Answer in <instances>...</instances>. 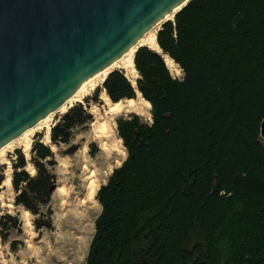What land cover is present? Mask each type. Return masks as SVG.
<instances>
[{"label":"trees","instance_id":"trees-1","mask_svg":"<svg viewBox=\"0 0 264 264\" xmlns=\"http://www.w3.org/2000/svg\"><path fill=\"white\" fill-rule=\"evenodd\" d=\"M173 18L156 41L181 78L161 53L139 46L136 85L116 69L103 82L112 102L139 92L152 121L131 114L116 122L127 157L98 191L89 264H264V0H190ZM89 117L73 105L53 139L68 142ZM33 149L34 176L22 157L14 165L15 203L44 217L36 229H50L42 208L55 162L48 146ZM194 235L200 240L188 248Z\"/></svg>","mask_w":264,"mask_h":264},{"label":"water","instance_id":"water-1","mask_svg":"<svg viewBox=\"0 0 264 264\" xmlns=\"http://www.w3.org/2000/svg\"><path fill=\"white\" fill-rule=\"evenodd\" d=\"M189 1L0 0V148Z\"/></svg>","mask_w":264,"mask_h":264},{"label":"rangeland","instance_id":"rangeland-1","mask_svg":"<svg viewBox=\"0 0 264 264\" xmlns=\"http://www.w3.org/2000/svg\"><path fill=\"white\" fill-rule=\"evenodd\" d=\"M156 27L159 30L161 24ZM174 64L175 66L167 67L173 77L181 78L183 71L176 62ZM115 69L122 71L127 78L130 76L128 79L130 82L133 79L135 84L131 83L136 85V80L140 77L137 70L135 78L120 67ZM106 95L108 97L102 83L101 86L85 94L81 101L73 102V105L81 104L90 117L71 129L68 142L54 140L52 127L62 121L70 108L63 113L55 112L51 116L48 142L45 141L44 130L35 128L29 148L22 140V135L9 143L11 146L7 148L4 159L0 158V227L3 228L4 234H7L3 237L0 232V264H89V253L97 232L96 221L102 213V205L97 197L98 191L107 184L113 170L119 168L127 157L116 122L119 118H128L131 114L138 115L145 123L152 121L151 114L143 117L136 112H125L117 116L107 114L101 99ZM134 98L141 100L138 92ZM106 122L113 126L115 134L121 139V155H113L108 159L104 158L105 154L100 148V143L92 132V127L98 128ZM259 141L264 146V136L261 134ZM37 143L49 147L53 157L48 160L55 162L53 166L55 184L51 187L49 204L42 208L43 215L51 211L50 229L44 227L36 229L34 219L40 217L43 220L44 217L34 215L21 204L15 203L17 193L12 182L14 165L22 157L25 160L24 170L30 176H34L36 168L33 161L36 158V151L33 148ZM2 151L3 149L0 150V155ZM122 151H125L123 156ZM115 159L118 160L117 163H113ZM92 171L99 182V187L95 194L96 200L91 205L85 206L86 183ZM7 179L11 180V185L8 184ZM58 189L66 191L67 197L64 198L66 204L63 203V195ZM7 214L17 219L15 225L11 226L13 223L6 217ZM198 240H200L199 236L194 235L188 248Z\"/></svg>","mask_w":264,"mask_h":264},{"label":"bare ground","instance_id":"bare-ground-1","mask_svg":"<svg viewBox=\"0 0 264 264\" xmlns=\"http://www.w3.org/2000/svg\"><path fill=\"white\" fill-rule=\"evenodd\" d=\"M181 8H182V5L177 7L175 10H173L167 16H165V18L159 24H157L154 27H152L151 29H149L137 41V43L133 47H131L126 53H124L121 57H119L117 60H115L109 66H107L103 70L97 72L96 74L91 76L89 79L84 81L81 84V86L76 90V92L73 95H71L62 105H60L58 108H56L55 110L48 113L43 119L38 121L35 125L31 126L27 130H25L21 134L22 135L21 137H22V140L24 142H26L27 148H29V146H30L31 135H32V132L35 128H40V129L44 130V132H45L44 138H45V141L48 142L49 135H50V129H51V124H50L51 116L55 112H59V113L65 112L68 108H70L73 105L74 101H81V98L85 94H88L94 88L101 86L102 83L104 82L106 76L111 71H113L115 69V67H120V69L124 70L127 74H129V75L131 74V75H133V77L136 78L137 71L135 69L134 62H133V58H134V54H135L136 49L139 46H147L150 49H152L158 53H161V49H160V47L156 41V34L158 31L156 26H159L160 24H162L168 20H172V18L174 17V14L176 12H178ZM164 60H165L168 67L169 66L172 67L173 65L175 66V64H174L175 62L168 55H166L164 57ZM128 78H130V76ZM131 82L133 84H135V81H133V79L131 80ZM138 94H139L142 101L141 100L139 101L135 98V99H123V100H120L118 102H111L109 97H107V95L105 97H101V99L103 100L104 105L106 107V109H105L106 113L111 115V116L112 115L117 116V115H119L121 113H125V112H136L139 115H141L142 117L146 116V115L150 116V112H149L150 111V103L147 100H145L139 92H138ZM114 131L115 130L113 129V126H111V124H109L107 122L98 128L92 127V132L94 134L93 136H95V138L99 141L100 148L105 154V157H104L105 159L111 158V156H113V155H117V156L121 155V152H120L121 139L117 137V135L115 134ZM10 142H8L6 145H4L3 147L0 148V150L3 149V151L0 155L1 159H4L3 157L5 155V152L8 150L7 148H9L11 146L9 144ZM123 155H125V151H122V156ZM117 162H118L117 159H115L113 161V163H117ZM95 178L96 177H95L94 171H92V173H90L89 180L86 183V192H85V200H84L85 206L91 205L93 203V201L96 200L95 194L98 190L99 182H97L98 180ZM7 182L9 185H11L10 179H7ZM58 191L61 192V195H63V200H64L63 203L66 204V200L64 199L65 197H67L66 191H64L63 189H61V191L58 189Z\"/></svg>","mask_w":264,"mask_h":264}]
</instances>
